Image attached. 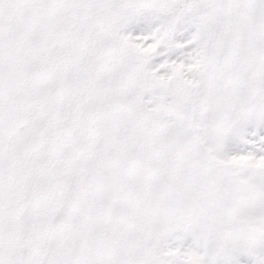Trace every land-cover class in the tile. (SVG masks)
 <instances>
[{"label":"snow or ice","instance_id":"6c2138e0","mask_svg":"<svg viewBox=\"0 0 264 264\" xmlns=\"http://www.w3.org/2000/svg\"><path fill=\"white\" fill-rule=\"evenodd\" d=\"M0 264H264V0H0Z\"/></svg>","mask_w":264,"mask_h":264}]
</instances>
